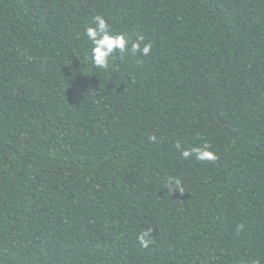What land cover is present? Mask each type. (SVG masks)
Returning <instances> with one entry per match:
<instances>
[{"label":"trees","instance_id":"obj_1","mask_svg":"<svg viewBox=\"0 0 264 264\" xmlns=\"http://www.w3.org/2000/svg\"><path fill=\"white\" fill-rule=\"evenodd\" d=\"M0 264H264V0H0Z\"/></svg>","mask_w":264,"mask_h":264},{"label":"clouds","instance_id":"obj_2","mask_svg":"<svg viewBox=\"0 0 264 264\" xmlns=\"http://www.w3.org/2000/svg\"><path fill=\"white\" fill-rule=\"evenodd\" d=\"M94 26H89L85 29V35L88 40L91 42V59L93 64L98 68H108L110 64V59L115 53H120L123 55L129 49L132 54L140 53L144 56H147L151 51L152 45L150 43H144L145 38L141 35H137L136 39L133 41L131 37L127 36L124 33L113 34L110 30V26L105 21V19L96 15L93 17ZM143 44V47L141 45ZM152 140L156 138L151 137ZM175 147L177 150L181 149V144L177 141ZM210 145L204 143L202 146H195L190 149H184L181 152V155L184 158L195 156V159L198 161H212L216 159L215 154L209 150ZM175 184L176 189L179 192H182V187L180 186V181L175 178H169V189L171 185ZM151 230L141 232L137 237L140 245L144 248L149 246L151 242L147 237L150 235Z\"/></svg>","mask_w":264,"mask_h":264}]
</instances>
